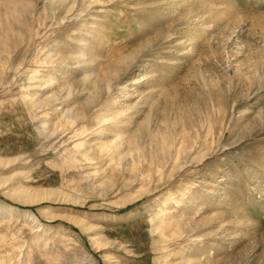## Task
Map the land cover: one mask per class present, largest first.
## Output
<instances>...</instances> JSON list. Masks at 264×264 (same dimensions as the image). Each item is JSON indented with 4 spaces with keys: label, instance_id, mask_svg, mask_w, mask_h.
<instances>
[{
    "label": "rangeland",
    "instance_id": "rangeland-1",
    "mask_svg": "<svg viewBox=\"0 0 264 264\" xmlns=\"http://www.w3.org/2000/svg\"><path fill=\"white\" fill-rule=\"evenodd\" d=\"M0 264H264V0H0Z\"/></svg>",
    "mask_w": 264,
    "mask_h": 264
}]
</instances>
